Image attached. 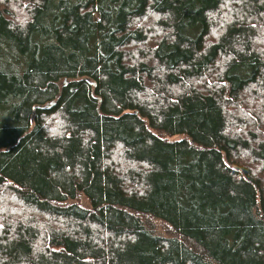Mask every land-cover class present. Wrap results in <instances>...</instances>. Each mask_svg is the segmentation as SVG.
<instances>
[{
    "label": "trees",
    "instance_id": "1",
    "mask_svg": "<svg viewBox=\"0 0 264 264\" xmlns=\"http://www.w3.org/2000/svg\"><path fill=\"white\" fill-rule=\"evenodd\" d=\"M0 264H264V0H0Z\"/></svg>",
    "mask_w": 264,
    "mask_h": 264
}]
</instances>
